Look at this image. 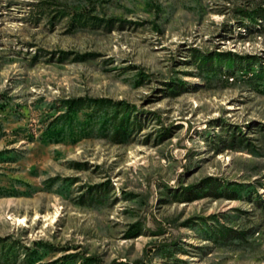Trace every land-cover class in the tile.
Segmentation results:
<instances>
[{
    "label": "rangeland",
    "instance_id": "374dc122",
    "mask_svg": "<svg viewBox=\"0 0 264 264\" xmlns=\"http://www.w3.org/2000/svg\"><path fill=\"white\" fill-rule=\"evenodd\" d=\"M0 253L264 264V0H0Z\"/></svg>",
    "mask_w": 264,
    "mask_h": 264
},
{
    "label": "trees",
    "instance_id": "16d2710c",
    "mask_svg": "<svg viewBox=\"0 0 264 264\" xmlns=\"http://www.w3.org/2000/svg\"><path fill=\"white\" fill-rule=\"evenodd\" d=\"M74 20H77V22L86 24L89 19L93 20L95 19L96 21H99L98 18H94V17H89L86 15H83L82 13L79 14H75V16L73 17ZM111 20H109L110 22ZM93 24H97V23H93ZM81 102V103H78ZM93 104L96 106V108L98 109H102L105 106H110L112 104H114V101L111 99H103V98H99V99H78V100H72V101H68V108L70 110L73 109H81L83 108V106H93ZM118 124V127L116 128V131H114L112 133V139L115 140V142H121L122 137H124V135L127 133V130L129 129V126H135V121L130 122V120H125L123 118H121L119 121H116ZM9 256L6 254H2L0 253V264H6L7 262H9ZM80 264H99V261L96 257L94 256H87V257H82L80 259ZM65 264H68L66 262H64ZM71 264H76V263H71Z\"/></svg>",
    "mask_w": 264,
    "mask_h": 264
}]
</instances>
